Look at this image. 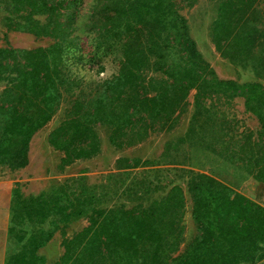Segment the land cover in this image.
Masks as SVG:
<instances>
[{"label": "trees", "instance_id": "obj_1", "mask_svg": "<svg viewBox=\"0 0 264 264\" xmlns=\"http://www.w3.org/2000/svg\"><path fill=\"white\" fill-rule=\"evenodd\" d=\"M197 1L0 0L7 32L50 40L0 46V172L29 165L33 136L63 104L48 135L63 153L61 171L101 153V127L126 149L174 130L193 107L187 131L158 159L118 158L122 177L107 175L109 185L71 176L26 195L16 181L5 264L264 261V205L256 200L264 184V0H215L216 51L262 79L245 82L222 78L200 51L183 14ZM238 98L257 129L239 125L230 109ZM186 191L195 225L188 241ZM123 196L134 202L109 205ZM81 218L87 225L69 236ZM57 232L63 253L49 261L41 250Z\"/></svg>", "mask_w": 264, "mask_h": 264}, {"label": "rangeland", "instance_id": "obj_2", "mask_svg": "<svg viewBox=\"0 0 264 264\" xmlns=\"http://www.w3.org/2000/svg\"><path fill=\"white\" fill-rule=\"evenodd\" d=\"M215 12V0H198L193 8L185 9L183 11V14L189 20L191 34L197 41L198 47L204 57L212 64V66L222 78L233 79L240 82L262 80L255 74L250 64L244 67L241 64L233 63L230 60L223 58L220 53L216 51L210 34L211 23L215 16ZM2 15L3 11L0 8V46H6L8 42L15 47L32 48L36 46H45L50 42L48 38L36 39L34 36L24 32H7ZM85 19L86 15L81 18L82 22H84ZM6 33L7 37L5 38L4 36ZM111 71L112 67L110 64L108 65L106 73H102L100 76L107 75ZM87 73L86 75L88 77H92L94 79L97 76L91 71L90 73ZM2 88L3 85L0 84V91ZM192 96L193 94H191L190 102L193 101ZM66 106L67 104H63L62 108L59 109L54 118L33 136L29 151V165L19 170L13 171L9 168H4L1 171L4 172V174H1V176L15 178L17 181L22 182L23 191L26 195L39 194L42 191H47L52 186L63 182L66 178L71 176L85 175L87 177V183L91 185H109V178L107 175L114 173L118 174L116 179L122 177L119 174L118 169L115 167V162L118 158L122 156H128L141 157L143 159H158L161 156L167 141L176 139L187 131L193 111V107L190 105L188 111L182 115L179 125L174 130L160 134H153L144 142L126 149H119L112 146L109 142L108 131L101 127V153L92 159L77 160L72 165L67 166L64 171H61L59 164L63 153L55 150L50 145L48 141V135L51 130L55 128L64 118ZM230 109L237 115L239 119V125H241V127L244 125L243 127L251 129L258 128V121L256 118L245 112L242 98L236 99L234 105ZM184 181L185 180L180 179L179 182L182 183L185 190H187ZM260 192L261 191H259L258 194ZM186 194L188 201L184 221L187 226L186 236L188 241L195 234V225L191 216L192 202L190 200V195L187 191ZM262 195H264V192H262ZM155 197H158V194L145 198L144 202H150ZM261 197L263 198V196ZM121 201H125L129 205L134 202L133 200L131 201L130 198L127 199L125 196H123L120 198L117 197L113 201H110L109 205H113ZM261 202H264V199H261ZM87 223L88 221L82 218L71 222L67 228L68 235L72 236L74 233L87 225ZM61 240L62 237L60 233L57 232L53 240L41 250V253L44 254L49 261L56 260L63 253ZM259 264H264V261Z\"/></svg>", "mask_w": 264, "mask_h": 264}, {"label": "crops", "instance_id": "obj_3", "mask_svg": "<svg viewBox=\"0 0 264 264\" xmlns=\"http://www.w3.org/2000/svg\"><path fill=\"white\" fill-rule=\"evenodd\" d=\"M1 174H4V172H0V264H5L12 192L17 179L1 176ZM259 191H261L258 194L260 199L259 196H257L256 200L261 202V199H264V195H262V192H264V184L259 186L258 192ZM261 196H263V198ZM261 203L264 205V202Z\"/></svg>", "mask_w": 264, "mask_h": 264}]
</instances>
